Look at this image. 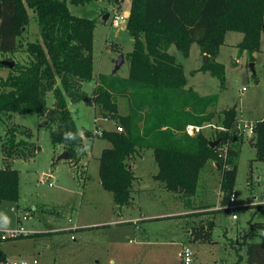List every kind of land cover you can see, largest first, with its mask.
<instances>
[{
  "label": "trees",
  "instance_id": "trees-1",
  "mask_svg": "<svg viewBox=\"0 0 264 264\" xmlns=\"http://www.w3.org/2000/svg\"><path fill=\"white\" fill-rule=\"evenodd\" d=\"M90 1L0 0V54L16 50L17 40L29 24L26 8L34 12L38 28V39L26 43V63L15 62L8 68L0 61V68L7 69L5 78L0 77V122L25 113L45 118L50 143L64 148L69 155L65 161L71 166L83 154V138L105 139L110 146L98 158V178L118 208L129 206L137 191L134 182L138 178L128 161L147 150L157 166L151 178L188 204L207 162L214 163L221 170L220 204L226 206L234 188L239 156L236 110L233 106L220 112L219 122L225 130L212 139L203 132L184 134L187 124L210 123L213 114L207 111L216 103L217 95L200 96L192 88H185L184 69L167 51L174 46L187 55L190 46L196 44L203 58L196 70L208 72L223 89L224 66L216 57L225 34H242L237 49L252 60L251 54L259 49L260 35L264 33V0H130L125 22L132 38V50L124 56L127 77L105 76L91 98L82 90V83L92 80L95 22L72 15L66 5ZM48 94L54 100L52 108L46 105ZM118 97L126 99L125 115L118 113ZM84 98L87 105L94 103L105 118L114 120L121 131L81 133L67 102L77 103ZM253 134L255 160L264 162V120L253 125ZM31 137L29 129L18 130L14 126L4 133L0 148V203H16L20 198L19 172L12 168V162L34 157L38 147L29 142ZM216 139L224 143V158L218 156L220 143L214 148L209 146ZM252 226L264 228V222H249V230ZM212 227L213 222L208 221L204 228L200 225L190 229V240H205ZM243 245L244 264H264V241L246 240ZM238 259L239 256L236 264Z\"/></svg>",
  "mask_w": 264,
  "mask_h": 264
},
{
  "label": "rangeland",
  "instance_id": "rangeland-1",
  "mask_svg": "<svg viewBox=\"0 0 264 264\" xmlns=\"http://www.w3.org/2000/svg\"><path fill=\"white\" fill-rule=\"evenodd\" d=\"M66 5L72 15L95 22L92 80L82 83V90L91 98L92 91L102 86L105 76L111 75L118 55L125 56L132 50V38L125 29L130 0H91L84 5L68 2ZM26 10L29 24L18 38L16 50L11 54H0V61L27 62L26 43L38 39V28L34 12L29 8ZM106 14L107 19L103 20ZM241 38L242 34L238 32H227L219 48L216 61L224 66L223 89L208 72L196 70L203 63L196 44L191 46L187 55L174 46L167 51L184 68L185 88L191 87L200 96L217 95L216 103L207 111L213 114L210 126L203 124L202 132L207 138L212 139L225 130L219 122L220 112L233 106L236 110L237 123L234 126L239 137V156L233 188L236 208L232 211L236 221H231L230 211L217 207L213 227L205 240L188 242L187 229L200 225L204 228L210 221V212L213 211L209 208L218 193L216 182L221 170L207 162L209 168L201 174L193 200L188 204L152 180L151 175L156 173L157 166L150 150L142 151L128 161L139 182L134 184L137 191L132 196L133 204L118 208L111 194L102 189L98 178V158L110 144L99 136L85 137L82 140L83 154L77 164L71 166L65 160L57 161L64 148L50 143L44 126L45 118L25 113L0 122V148L6 129L11 126L18 130L29 129L32 132L29 142L38 147L34 157L27 160L16 158L12 162V168L19 172V200L0 203V217L10 220V224H5L0 219V230L13 228L22 215L27 214L29 219L22 221L21 225L33 233L26 238L0 244L6 261L29 264L33 260L38 264H180L177 254L181 246H187L192 252L191 264H234L235 252L239 253L238 264H243V243L256 238L260 240L254 241H264L261 240L263 227L252 226L249 230V222L257 208L251 203L261 201L264 196V162L255 160L252 146L255 134L243 135L239 128L245 122L254 125L264 120V33L260 35L259 49L251 54L252 60L246 52L239 53L236 45ZM127 74L128 63L125 60L116 77L125 78ZM6 75L7 69L0 68V77L5 78ZM117 83L113 81L115 87ZM117 100L118 113L125 115L126 99L118 97ZM46 105L48 108L54 105L50 94L46 96ZM67 108L81 133L87 131L91 135H100L102 131L117 130L115 121L105 118L94 103L67 102ZM219 150L218 156L221 157L224 143L219 144ZM1 159L0 151V167ZM76 165L77 168L73 169ZM237 203L242 205L237 206ZM187 210L192 211L189 217L173 215ZM140 215H159L161 218L139 219L138 233L134 232L133 225L118 223L138 219ZM254 220H264V210L259 211ZM73 225L77 226L76 230H70ZM135 238H146L152 242L138 244Z\"/></svg>",
  "mask_w": 264,
  "mask_h": 264
},
{
  "label": "built area",
  "instance_id": "built-area-1",
  "mask_svg": "<svg viewBox=\"0 0 264 264\" xmlns=\"http://www.w3.org/2000/svg\"><path fill=\"white\" fill-rule=\"evenodd\" d=\"M117 24V21L115 22V25ZM204 126H210L209 123ZM239 128H241V133L246 136H251L253 134V124L252 123H243L242 125H239ZM203 125L197 126V125H192V124H187L185 125L183 129V133L189 136L195 135L199 132H202ZM118 131H121L120 128L117 127ZM220 151V150H219ZM223 158L225 156V149L224 153L221 155ZM49 187L52 186L51 183L48 182L47 184ZM234 190L231 191L229 194V200L228 204L224 206L223 208L225 210L230 211L231 213V219H236V215L232 213V211L236 208L234 205ZM260 204H264V197L260 201ZM29 219V216L27 214H23L21 219L18 220L17 225L14 226L13 228L6 229V230H0V242H4L7 240H15L20 237H27L30 236L32 232L26 230L22 225V221H26ZM74 230V229H73ZM33 234V233H32ZM180 264H191L192 262V252L187 246H181L180 251L177 254ZM0 264H29L25 261H6L4 258L0 259ZM30 264H37L36 260H33Z\"/></svg>",
  "mask_w": 264,
  "mask_h": 264
},
{
  "label": "crops",
  "instance_id": "crops-1",
  "mask_svg": "<svg viewBox=\"0 0 264 264\" xmlns=\"http://www.w3.org/2000/svg\"><path fill=\"white\" fill-rule=\"evenodd\" d=\"M226 35V34H225ZM225 38V37H224ZM242 39V38H241ZM241 41V40H240ZM239 41V42H240ZM193 45V44H192ZM191 45V46H192ZM191 46H190V49H191ZM189 49V50H190ZM184 69V68H183ZM191 88V87H190ZM97 131V130H96ZM64 152V151H63ZM213 166H214V163H213ZM215 167V166H214ZM209 168V165H207V169ZM134 172V171H133ZM135 175V174H134ZM136 177H138L137 175H135ZM139 178V177H138ZM137 179V178H136ZM153 180V179H152ZM154 181V180H153ZM219 181H220V178L218 179V181L216 182L217 184H216V187H217V191H218V193H217V196H216V199H214L213 200V202H212V207L211 208H209V210H212V211H215V210H218V208L219 207H224V206H221V204H220V200H221V193H220V190H219ZM137 182H139L138 181V179H137V181H135L134 182V184H136ZM135 188V187H134ZM204 191H208V189H204ZM264 197V196H263ZM191 200H193V199H191ZM199 200H203V199H199ZM133 201H134V199H132V202H131V204H133ZM203 201H206V200H203ZM130 204V205H131ZM129 205V206H130ZM237 206H240V205H242V204H236ZM251 206H254L255 208L257 207H261V206H264V204H260V201H258L257 203H254V201L251 203ZM218 207V208H217ZM245 207V206H244ZM247 207V206H246ZM255 209L254 211H253V219H251V222L252 223H254V222H264V220H254V219H256V217H257V213L259 212V211H261V210H264V207L263 208H261V209ZM191 210L189 211V210H187V211H182V212H180V213H175V214H173V215H185V216H187V217H189L190 216V214H191ZM213 217H214V212H210V217H209V220L210 221H212L213 222ZM161 217L159 216V215H157V216H154V217H145V215H140L139 216V218L138 219H134V220H132V221H128V222H126V221H122V222H118L119 224H122V223H126V224H131V225H133L134 227V232H136V233H138V228L136 227L137 226V224H138V222L140 221L139 219H145V220H149V219H160ZM237 220V217H236V219H231V221H236ZM77 226L76 225H73L71 228H70V230H76L77 228H76ZM187 231V234H188V242H191V240H190V229H187L186 230ZM185 231V232H186ZM150 232H152V230H150ZM263 234H264V232H263ZM134 236H137L136 234H134ZM24 238V237H23ZM26 238V237H25ZM135 240H136V242L135 243H138V244H148V243H150V242H152V241H150V240H148V239H146V238H142V239H136L135 238ZM254 240H260L259 238H256V239H251V240H249V241H254ZM261 240H264V236H263V238H261ZM130 241V240H129ZM132 242H134V241H132ZM2 242H0V244H1ZM0 254H2V258H4L5 259V255H4V253L2 252V250L0 249ZM235 255H236V257H238L239 256V253L237 252H235L234 253ZM241 257L243 258V264H244V260H245V248H243V250H242V253H241ZM6 260V259H5ZM113 260L112 259H110V262H112ZM236 261H237V258H236V260H234V264L236 263ZM38 264V263H37Z\"/></svg>",
  "mask_w": 264,
  "mask_h": 264
},
{
  "label": "water",
  "instance_id": "water-1",
  "mask_svg": "<svg viewBox=\"0 0 264 264\" xmlns=\"http://www.w3.org/2000/svg\"><path fill=\"white\" fill-rule=\"evenodd\" d=\"M126 15L128 16L129 15V12L126 13ZM107 19V14L104 15L103 17V20H106ZM121 26L123 27L124 24H121ZM263 29H264V25H263ZM125 59H124V55L123 54H119L117 59L114 61V67H113V70L111 72V75H115L117 74L118 70L120 69V67L123 65ZM1 64L3 66H6L8 68H11L13 66V62H10V61H1ZM84 102H87V98H84L83 100ZM220 143V140L219 139H216L214 140L213 142H211L209 144V146L211 148H214L216 147L218 144ZM69 159V155L66 153V152H62L61 155L57 158V161L58 160H68Z\"/></svg>",
  "mask_w": 264,
  "mask_h": 264
},
{
  "label": "clouds",
  "instance_id": "clouds-1",
  "mask_svg": "<svg viewBox=\"0 0 264 264\" xmlns=\"http://www.w3.org/2000/svg\"><path fill=\"white\" fill-rule=\"evenodd\" d=\"M0 219H3L5 224H10V220L8 217H0Z\"/></svg>",
  "mask_w": 264,
  "mask_h": 264
}]
</instances>
